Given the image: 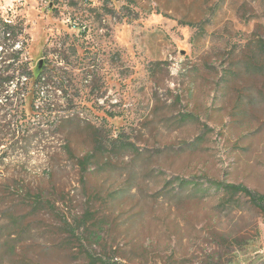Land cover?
Wrapping results in <instances>:
<instances>
[{"label": "rangeland", "instance_id": "obj_1", "mask_svg": "<svg viewBox=\"0 0 264 264\" xmlns=\"http://www.w3.org/2000/svg\"><path fill=\"white\" fill-rule=\"evenodd\" d=\"M0 13L43 72L34 111L30 96L5 109L0 264H264L247 198H188L176 181L264 194V0H0Z\"/></svg>", "mask_w": 264, "mask_h": 264}, {"label": "trees", "instance_id": "obj_2", "mask_svg": "<svg viewBox=\"0 0 264 264\" xmlns=\"http://www.w3.org/2000/svg\"><path fill=\"white\" fill-rule=\"evenodd\" d=\"M12 10H9L11 12ZM23 37V27L21 22H16L9 17L0 13V98L4 102H0V138L5 137V129H10V124L5 125V109L14 106L13 98L28 97L31 98V110H35V99L39 93L38 81L43 77L40 70L37 75L34 74L29 62L24 58L26 48L24 45L18 44L19 38ZM24 80L22 84L14 87L10 94V88L15 80ZM60 123V122H59ZM29 144V141H27ZM90 157H86L80 161L82 171ZM182 188L181 193L188 188L186 197L201 196L206 197L210 191L222 192L223 194L233 198L237 195L248 199L249 204L258 210L264 218V194L254 192L243 185L225 184L216 181L207 180L202 186L197 185L193 180H176ZM204 187V188H203ZM183 192V193H184ZM87 217V216H86ZM85 217V218H86ZM101 264H122L119 262H105L99 260ZM90 264L96 261L91 259Z\"/></svg>", "mask_w": 264, "mask_h": 264}, {"label": "water", "instance_id": "obj_3", "mask_svg": "<svg viewBox=\"0 0 264 264\" xmlns=\"http://www.w3.org/2000/svg\"><path fill=\"white\" fill-rule=\"evenodd\" d=\"M50 6H51V4H50ZM41 65H42V62L40 61L39 62V71L41 70Z\"/></svg>", "mask_w": 264, "mask_h": 264}, {"label": "built area", "instance_id": "obj_4", "mask_svg": "<svg viewBox=\"0 0 264 264\" xmlns=\"http://www.w3.org/2000/svg\"><path fill=\"white\" fill-rule=\"evenodd\" d=\"M23 0H19V3L21 2L22 3Z\"/></svg>", "mask_w": 264, "mask_h": 264}]
</instances>
